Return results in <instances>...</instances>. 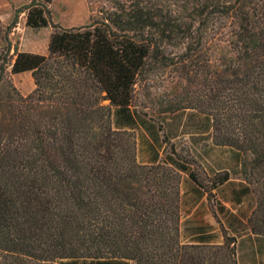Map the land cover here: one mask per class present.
<instances>
[{
  "label": "trees",
  "instance_id": "trees-1",
  "mask_svg": "<svg viewBox=\"0 0 264 264\" xmlns=\"http://www.w3.org/2000/svg\"><path fill=\"white\" fill-rule=\"evenodd\" d=\"M26 1L11 23L25 11L26 26L52 31L47 54L14 51L10 73L30 72L29 93L0 64V264H241L239 236L222 224L221 243L212 226H183L179 185L186 171L209 198L231 173L241 175L252 198L248 235L263 244L264 0H188L177 16L171 3L163 13L148 0H108L77 27L51 22L52 0ZM220 20L219 63L207 64L201 80L185 71L199 87L170 112L190 109L196 137L232 153L204 186L190 169L194 158L133 99L162 43L182 44L193 63ZM143 131L152 141L147 162L139 159Z\"/></svg>",
  "mask_w": 264,
  "mask_h": 264
},
{
  "label": "rangeland",
  "instance_id": "rangeland-1",
  "mask_svg": "<svg viewBox=\"0 0 264 264\" xmlns=\"http://www.w3.org/2000/svg\"><path fill=\"white\" fill-rule=\"evenodd\" d=\"M150 4L163 6V13L171 3L173 15H180L184 1L188 0H148ZM26 0H0V64L4 65V73L8 75L15 87L21 94L29 93L33 88V80L30 74L21 76L10 73V64L14 58V51H28L39 54H47V43L52 31L50 26L41 29H32L25 25V11L21 12L14 24L12 19L16 9L21 7ZM108 7V0H52L48 4L49 18L51 22L62 27L83 26L98 17V10ZM189 9L185 12L188 13ZM225 26L223 20L216 23L214 28L208 27L204 32L201 45H197V56H193V63L183 56L184 47L182 44H161L162 54L158 58H150L144 69V73L138 78L135 84L133 103L137 108L146 113L147 117L160 119L162 115H169L186 105L193 96V91L199 87L195 80L187 82L185 71L191 76L201 80L205 70L203 68L217 61V58L225 50ZM197 60V65L195 64ZM195 62V63H194ZM195 64V65H193ZM165 112L166 114H159ZM157 119L159 123L160 120ZM162 126V124L160 123ZM183 141V140H182ZM181 143H174L175 149H180L181 153L191 155L189 149ZM176 142V141H175ZM170 143V141H169ZM169 149V144H165V150ZM194 171L204 186L208 185L209 176L198 164L192 163ZM241 177V175H239ZM215 214V207L210 206ZM215 216V215H214ZM244 217V214L242 213ZM237 236L248 234L246 220L237 221L235 225ZM248 236V237H247ZM246 244H239V260L241 264H264V242L259 243V239L247 235ZM244 239V238H243Z\"/></svg>",
  "mask_w": 264,
  "mask_h": 264
},
{
  "label": "crops",
  "instance_id": "crops-1",
  "mask_svg": "<svg viewBox=\"0 0 264 264\" xmlns=\"http://www.w3.org/2000/svg\"><path fill=\"white\" fill-rule=\"evenodd\" d=\"M22 74H30V72L16 75L21 76ZM189 111L190 109H187L182 114L172 113L166 117L157 118L165 127V133L170 144L181 143L183 140L182 145L184 144L189 149L198 167L208 175L219 170L228 169L232 153L224 147L212 146L211 139L199 140L196 137L197 132L190 127L192 120L188 116ZM138 142L139 159L147 162L149 154L145 151V147L147 144L151 145L152 142L149 134L143 131L142 135L138 137ZM159 156H162V150L159 152ZM189 166L190 169L194 170L193 164ZM179 187L181 194L180 213L183 226L191 227L198 224L212 226L210 233L214 235L213 242L221 243L222 241L221 224L228 233L236 234L235 225L237 221L245 222L250 213L252 206L251 193L247 183L238 173H231L230 178L226 182L212 190L214 196L209 198L207 197L208 193L203 188L198 187L189 179L186 171H181ZM209 203L210 206L215 207V214L208 207ZM188 234V231H186L185 236L187 237ZM248 234L239 236L238 243L246 244L245 236ZM251 236L253 241L255 237Z\"/></svg>",
  "mask_w": 264,
  "mask_h": 264
}]
</instances>
